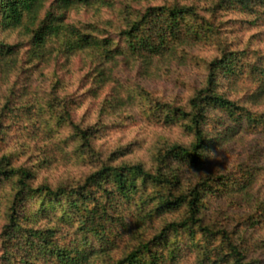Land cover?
<instances>
[{
  "label": "trees",
  "instance_id": "obj_1",
  "mask_svg": "<svg viewBox=\"0 0 264 264\" xmlns=\"http://www.w3.org/2000/svg\"><path fill=\"white\" fill-rule=\"evenodd\" d=\"M47 1L0 0V33L23 30L29 62L82 56L90 68L85 79L92 82V97L115 86L93 124L74 121L75 102L63 94L64 84L55 74L44 99L22 101L23 86L17 90V83L6 92L0 89V148L5 133L35 109L36 124L29 116L31 130L27 127L18 141L37 139L34 130L52 137L55 146L38 141V171L49 163L41 160L49 145V151L63 152L72 146L67 159L97 157L57 184L46 179L35 184L38 172L31 160L15 163L12 154L0 152V189L10 185L2 193L7 206L0 264H264L249 258L251 233L264 224V198L255 200L252 212L227 215L222 225L209 223L207 216L211 200L242 197L264 176V167L247 163L234 174L203 167L214 148L240 131L264 134V112L256 110L264 105V65L251 59L256 51L233 49L225 32L230 22L220 21L229 12L250 17L245 22L250 26H264V0H211L204 10L183 0L140 8L147 0H124L122 17L79 27L64 23L61 13L95 0H54L45 10ZM206 45L214 54L198 62L201 79L186 99L156 98L139 85L128 87L127 98L119 95L122 87L112 76L119 60L139 65V74L147 77L156 62L187 61L190 50ZM19 47L0 38L3 79L13 72ZM246 72L255 90L234 93ZM34 99L40 100L34 104ZM138 106L148 123L176 128L181 137L155 135L142 158L134 156L136 142L127 150L97 152L104 121Z\"/></svg>",
  "mask_w": 264,
  "mask_h": 264
},
{
  "label": "rangeland",
  "instance_id": "obj_2",
  "mask_svg": "<svg viewBox=\"0 0 264 264\" xmlns=\"http://www.w3.org/2000/svg\"><path fill=\"white\" fill-rule=\"evenodd\" d=\"M53 1H47L45 10L49 8L48 6ZM163 1L147 0L137 8L146 7L149 4L154 6L161 5ZM210 1L183 0V3L197 5L200 10H204L209 8ZM122 4H124V0H95L89 6L75 5L61 14L64 16V23L78 27L95 22L104 23L122 17L120 13ZM201 13L206 14L202 11ZM43 15L44 12L41 18ZM247 19L251 18L228 12L227 14L222 13L220 21L223 23L230 22L229 25H226L225 32L227 39L233 45V49L248 50L247 52L249 53L250 51H256L257 53L251 59L262 66L264 65V26H250L248 23H245ZM0 38H5L11 44H22V47H24H19V51H21L16 57V64L12 67L14 69L13 72L7 76V79H3L0 75V89L3 92L8 91L12 85L17 83V90H19V86H23L21 91L24 94L21 99L22 101H30L34 96L44 99L51 92L53 74H55L64 84L63 94L72 102H75L72 112L74 121L77 122L84 119L86 124H93L92 122L97 119L102 102L115 86L114 83L105 86L97 97H92L88 93L92 87V82L85 79L90 68L82 56L72 58L69 62L60 57H54V55L51 57L47 56L40 61L29 62L25 54L27 50L25 46L29 39L24 35L23 30H16L8 34L0 33ZM213 54L214 51L210 45L194 48L190 50V56L187 61L156 62L148 70L149 75L147 74V77L143 73L139 74V65L130 62L127 64L125 61L119 60L113 67L112 76L114 81L121 85L122 89L119 91V95L124 99L128 96L126 90L129 86L139 85L156 98L165 97L171 99L175 97L184 100L190 95L192 88L201 79L198 62L202 59H208ZM22 68H26V71L20 72ZM253 80L251 79L250 81V76L246 72L237 82L234 93L242 95L243 93L247 94L254 91L256 85ZM58 93L62 94L61 92ZM143 98L142 102L144 103ZM40 99H34V104ZM123 110L118 115V118L111 122L102 120L107 127L95 144L97 152L107 155V153L118 146L122 147L123 150H127V146L130 143L136 142L140 146L136 147L135 151L133 150L134 156L142 158L145 155V148L148 147L155 135L161 133L173 139L181 137L180 131L176 128L165 129L160 125H156L157 123H148L139 106L132 111L127 110L124 112ZM256 110L264 112V105L257 107ZM35 111V109L30 110L27 114L28 117L25 116L23 121L19 122L20 125H15V127L10 128L5 133V144L0 148V152L12 154L13 162L15 163H28L30 160L33 162V170L34 172H38V180L36 179L37 182L35 184H41L44 179L52 184H57L66 175H77L86 166H91L90 164L94 163V160L97 161V157H93L92 154H88L87 157L86 155H82L75 159L74 157L76 156L74 155V157L67 159V156L70 155L73 149L72 146L70 149H67V152H63L58 150L53 151V149L49 151V145L47 146L48 152L43 153V156H41V160L46 159L49 163L38 171L39 167L34 156L40 154L39 147L42 146V143L55 146V142L50 139L52 137L47 138L43 134L44 130L41 132L34 130L37 139L18 141L21 133L25 134L26 129L31 130L29 128L30 123L27 121L29 120V116L31 123L36 124L38 116H36ZM21 125L23 126L22 130L19 129ZM39 140H43V142L38 143ZM44 149L41 148L40 151L42 152ZM54 149L56 148L54 147ZM92 158L95 159L92 160ZM247 163L251 166L264 167V134L260 133L259 130L253 133L240 131L239 134L231 137L222 146H217L209 153L203 163V167L206 170L220 171L223 174H234L238 172L240 166ZM9 186V183H7L4 186L5 189L4 187L0 189V229L4 222L2 212L6 210L7 206L6 199L4 198L5 193H2ZM257 198H264L263 175L256 178V182L253 184L251 190L246 192L242 197L233 196L211 200L207 212V216H210L209 223L222 225L224 217L227 215L236 214V216H240L239 214L254 211L255 200ZM251 235V244L254 246L250 250L251 255L249 258L264 261V224L259 230L251 233Z\"/></svg>",
  "mask_w": 264,
  "mask_h": 264
}]
</instances>
